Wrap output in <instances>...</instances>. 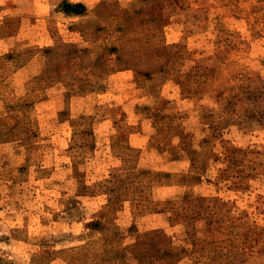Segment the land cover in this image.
I'll use <instances>...</instances> for the list:
<instances>
[{
  "label": "rangeland",
  "instance_id": "374dc122",
  "mask_svg": "<svg viewBox=\"0 0 264 264\" xmlns=\"http://www.w3.org/2000/svg\"><path fill=\"white\" fill-rule=\"evenodd\" d=\"M0 264H264V0H0Z\"/></svg>",
  "mask_w": 264,
  "mask_h": 264
},
{
  "label": "trees",
  "instance_id": "16d2710c",
  "mask_svg": "<svg viewBox=\"0 0 264 264\" xmlns=\"http://www.w3.org/2000/svg\"><path fill=\"white\" fill-rule=\"evenodd\" d=\"M75 7L82 8V6H81V5H75ZM77 14H78V13H77Z\"/></svg>",
  "mask_w": 264,
  "mask_h": 264
}]
</instances>
